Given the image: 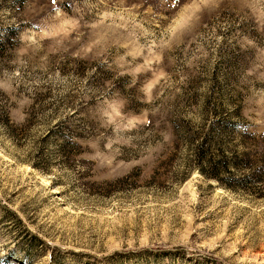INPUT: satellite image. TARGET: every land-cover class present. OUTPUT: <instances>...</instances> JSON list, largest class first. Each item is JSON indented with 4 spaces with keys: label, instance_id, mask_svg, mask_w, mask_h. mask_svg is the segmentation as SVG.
Wrapping results in <instances>:
<instances>
[{
    "label": "rangeland",
    "instance_id": "374dc122",
    "mask_svg": "<svg viewBox=\"0 0 264 264\" xmlns=\"http://www.w3.org/2000/svg\"><path fill=\"white\" fill-rule=\"evenodd\" d=\"M6 120L0 264H264V191L190 170L223 122L264 167V0H0Z\"/></svg>",
    "mask_w": 264,
    "mask_h": 264
},
{
    "label": "trees",
    "instance_id": "16d2710c",
    "mask_svg": "<svg viewBox=\"0 0 264 264\" xmlns=\"http://www.w3.org/2000/svg\"><path fill=\"white\" fill-rule=\"evenodd\" d=\"M0 124L4 126V124H7V120ZM234 132L236 133V128L234 129L229 122L219 123L217 126L212 124L205 136L206 138L190 150V157L193 159V163H190V170L197 171L199 175L218 182L225 190L238 189L245 191L253 184H257L259 192L264 191V167L255 169L257 164L251 160L249 154L234 156L236 154L234 152L231 153L230 157L225 154V149L229 146L224 139L234 134ZM53 134H55V131H50L49 135ZM72 138L71 136L62 138L61 140L64 143L60 146L61 149L63 147H76V144L71 142ZM234 170L243 171V174L234 176Z\"/></svg>",
    "mask_w": 264,
    "mask_h": 264
},
{
    "label": "bare ground",
    "instance_id": "6f19581e",
    "mask_svg": "<svg viewBox=\"0 0 264 264\" xmlns=\"http://www.w3.org/2000/svg\"><path fill=\"white\" fill-rule=\"evenodd\" d=\"M198 178H199L198 173H193V175H192V177L190 179H191V181H195ZM195 195H196V187H195V185H191L188 188V196L190 197V199H194Z\"/></svg>",
    "mask_w": 264,
    "mask_h": 264
},
{
    "label": "snow or ice",
    "instance_id": "6c2138e0",
    "mask_svg": "<svg viewBox=\"0 0 264 264\" xmlns=\"http://www.w3.org/2000/svg\"><path fill=\"white\" fill-rule=\"evenodd\" d=\"M53 2H55V0H53Z\"/></svg>",
    "mask_w": 264,
    "mask_h": 264
}]
</instances>
